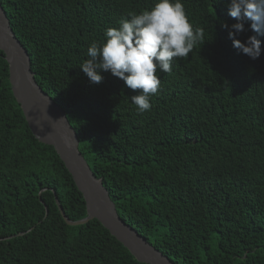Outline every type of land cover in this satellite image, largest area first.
Wrapping results in <instances>:
<instances>
[{
    "label": "trees",
    "instance_id": "trees-1",
    "mask_svg": "<svg viewBox=\"0 0 264 264\" xmlns=\"http://www.w3.org/2000/svg\"><path fill=\"white\" fill-rule=\"evenodd\" d=\"M229 2L182 0L203 40L157 71L139 114L137 91L106 71L90 84L79 66L91 42L154 0H0L118 216L174 264H264V36L255 60L234 48L222 24L243 23L242 43L256 33ZM55 197L71 222L86 217L64 164L28 128L0 51V264H143L96 220L67 225Z\"/></svg>",
    "mask_w": 264,
    "mask_h": 264
},
{
    "label": "clouds",
    "instance_id": "clouds-1",
    "mask_svg": "<svg viewBox=\"0 0 264 264\" xmlns=\"http://www.w3.org/2000/svg\"><path fill=\"white\" fill-rule=\"evenodd\" d=\"M228 15L237 21H250L256 35L245 42L235 37L244 31L237 22L230 26L228 36L234 48L255 60L261 54L264 36V0H230ZM117 28H107L103 41H93L87 48V59L79 68L90 84H100L101 71L110 72L137 91L130 100L139 114L151 109L150 99L158 94L161 81L157 71L171 73L174 58L187 57L201 43L204 30L194 28L182 0H154L149 9L129 13L118 21ZM234 29L235 31H232Z\"/></svg>",
    "mask_w": 264,
    "mask_h": 264
},
{
    "label": "water",
    "instance_id": "water-1",
    "mask_svg": "<svg viewBox=\"0 0 264 264\" xmlns=\"http://www.w3.org/2000/svg\"><path fill=\"white\" fill-rule=\"evenodd\" d=\"M14 36L0 5V51L8 64L13 97L20 106L34 138L54 149L85 202L86 217L71 222L55 197L59 213L65 223L76 226L96 220L128 250L137 262L174 264L118 216L102 180L94 176L78 150V138L64 110L36 83L28 54Z\"/></svg>",
    "mask_w": 264,
    "mask_h": 264
}]
</instances>
